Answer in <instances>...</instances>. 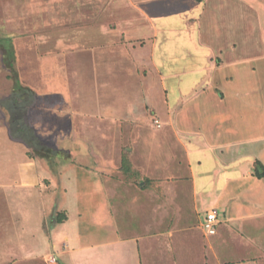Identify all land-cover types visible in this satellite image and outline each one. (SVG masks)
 <instances>
[{
	"label": "rangeland",
	"instance_id": "374dc122",
	"mask_svg": "<svg viewBox=\"0 0 264 264\" xmlns=\"http://www.w3.org/2000/svg\"><path fill=\"white\" fill-rule=\"evenodd\" d=\"M149 1L0 0V36H12L0 42L3 51V56L0 52V222L14 215L9 218L11 224L0 225V264H228L240 260L218 259L212 254L211 237L204 234L203 219L216 207L205 210L201 205L199 209L195 207L192 216H185L187 198L195 201V195L190 190L193 185L189 173L183 172L188 164L182 148L172 137L174 131H168V125L159 117L149 118L147 128L138 129L126 122L127 113L142 117L140 109L163 103L160 76L151 73V62L135 59L137 54L151 52L152 43L148 44L153 39L151 24L139 7ZM248 1L244 9L249 13H241L243 7L239 4L233 9L235 32L229 38L241 47H251V67L249 74L236 83L237 90L244 86L245 96L234 95L230 105L246 107L248 120L237 128L240 136L244 132L256 137L264 131V110L262 117L256 111L264 103V65L260 68L258 54L259 48L264 51V0ZM162 47L157 45L154 49L156 59ZM104 64L108 65L107 71ZM106 72L112 74L108 83L101 82L109 76ZM138 78L146 82L137 81ZM104 84H110L107 95L112 94L107 105ZM116 91L121 106L113 111L123 113V118L115 123L108 122L102 109L114 107ZM26 109V120L38 138L69 161L57 159L51 167L41 157L28 156L30 148L23 141L14 140L11 130L17 135L28 132V142L38 146L32 130L23 124ZM241 120L239 117L240 123ZM23 126L26 132L22 129L16 132ZM146 137L157 141V146L152 147L151 156L139 162L137 182L123 173L122 159L124 155L130 158L128 148ZM99 156L103 157V170L94 165ZM209 164L210 160L205 159L202 167ZM38 170L41 180L50 175L49 171L59 178V186L49 188V192L53 195L55 190L57 207L61 205L70 212L69 220L61 223L55 220L64 212L56 207L54 216L46 217L48 227L56 222L52 229L56 253L65 252L59 257L55 254V261L51 260L53 256L49 257L51 253L40 256L41 251H53L42 246L43 240L50 239L48 233L38 234L36 228ZM100 172L111 177L122 172L119 197H123L115 200L114 194L111 202H104L118 210V219L106 216V211L100 208L103 197L95 186ZM117 176L114 177L119 179ZM197 176L200 184L205 183L203 176ZM67 179L70 188L66 190ZM145 179H151L149 187L164 198L162 201L141 187L139 182ZM32 180L36 185L27 189L26 183ZM46 182L49 186L50 181L44 180L43 184ZM182 188L190 193L181 192ZM151 196L155 197V205ZM127 197L138 200L135 212L133 207L124 210ZM43 202L48 206L52 202L50 196L43 197ZM124 230L128 234L124 237L135 238L133 242L105 243L119 238ZM129 230L134 233L129 234ZM66 235L71 242H67ZM75 245L84 248L74 250ZM245 253L249 264H264V255L254 243L246 244ZM34 255L38 258H32Z\"/></svg>",
	"mask_w": 264,
	"mask_h": 264
},
{
	"label": "crops",
	"instance_id": "0c3cea01",
	"mask_svg": "<svg viewBox=\"0 0 264 264\" xmlns=\"http://www.w3.org/2000/svg\"><path fill=\"white\" fill-rule=\"evenodd\" d=\"M238 4L243 7L241 13H249L244 9L246 0H151L139 6L143 9L147 20L150 21L153 39L148 42V44L152 43L151 52L137 54L135 59L136 61L151 62L153 66L151 73L155 75L154 72H156L160 76L163 103L146 105L143 107L144 114L140 109L142 117L132 112L131 114L127 113L125 118H127L126 122H130L133 127L136 126L139 129L147 128L148 121L151 120L149 118L152 116L159 117L166 126L168 125L169 129L166 127V131L167 129L174 131L172 137L176 139V144L182 148L181 151L184 152V158L188 164V168L183 172L189 173L193 185L190 190L195 195V201L187 198L188 205L185 208V216L186 214L192 216L195 207L199 209L201 205L205 210L216 207L219 210L220 220L217 232L207 234L203 229L204 234L211 237L212 254L218 259H240L232 260L228 264H249L250 262L245 260L247 258L246 244L254 243L259 247L260 253L264 255V177L259 178L254 173L256 160H260L264 164V131L256 137L244 132L240 136L237 128L243 126L248 120L247 111L244 112L246 107L234 108L230 105L233 98L238 96L237 94H240L239 97L245 96L244 86L237 90L236 83L249 74V67H251L249 59L252 56L249 45L241 47L239 42L236 44L235 40L229 38V35L232 37V33L235 32L233 9L236 10ZM157 45L163 47L156 59L154 49ZM139 49H145V47L139 46ZM260 49H258V54L261 68V65H264V51L261 52ZM214 55L216 56L214 57ZM107 66H104L105 71H107ZM106 73L109 76L103 74L101 79L105 77L102 81L100 80L101 82L108 83L111 78L112 74ZM139 76L143 77L140 74ZM139 80L142 83L146 82L144 78H138L137 81ZM109 87L110 84L103 85L104 104L106 105L107 99L109 101L112 99L111 93V96L107 95ZM229 89L234 92L230 93ZM113 95L114 107L102 109V114H107L108 122H122L123 113L117 114L116 111H113L121 106L120 100H117L120 94L116 91ZM250 108L248 109L250 110ZM263 110L264 103L261 102L256 111L261 116ZM239 117L242 119L241 123ZM156 142L150 137L141 138L128 148L132 157H130V161L136 168L140 166L139 162H143L151 156L152 147L157 146ZM97 158L94 160V165L97 169L102 168L101 170H103V157ZM205 159L210 160V166L203 168L202 164ZM65 161H69V159L63 160V162ZM194 163L197 164L196 167ZM199 166L202 168H198ZM52 172L49 171L50 175L47 174L46 179L43 177L41 180L38 170L37 192L40 194L38 195V213L36 214L38 227L36 228H39L38 234L48 233L47 236L50 239L43 240L42 246L46 249L50 247L53 251L50 252L49 249L45 253L41 251V257L46 253H51L49 255L51 257L58 252L52 235V229L58 220L56 219L51 227H48L47 221L48 217L54 216V208L64 212L61 214L66 216L64 221H68L70 216L68 209L61 205L57 207L55 190L54 194L50 195L49 188L55 189L54 186H59L60 183L59 178ZM89 172L94 173L92 170ZM101 174L103 172L98 175L99 178L95 185L103 197L100 208L106 211V216L116 218L118 210L104 202H111L114 194L117 195L115 200L123 197H119L121 196L120 188L123 186L122 172H118V176L114 175L119 179L113 175L111 177L107 172L104 173V175L107 174L106 176ZM197 174L203 176L205 183H199ZM139 175L140 173L137 172L136 178H139ZM44 180L50 181L49 186H46L47 182L45 185L43 184ZM34 181L26 183L29 185L27 189L36 185ZM219 183L222 185L220 186ZM140 184L143 187L145 181H140ZM68 185L67 179L66 190L70 188ZM20 186L26 188L24 184ZM63 189L65 188L63 187ZM145 190L156 194L159 202L164 199L158 196L153 187H147ZM181 192L190 193L187 188H182ZM47 196H50L52 202L45 206L43 197L46 199ZM154 198L151 196V201L155 205ZM174 200L177 204H182L180 200ZM137 201V199L132 201L129 198L124 203V210H131L133 207L132 212H135L138 209ZM122 204L123 201L120 206ZM12 216L14 215L11 214L10 217ZM18 217L22 219L23 216ZM9 218L3 223L0 222V225L11 224ZM125 222L130 225L129 222ZM116 230L119 231V228L116 227ZM128 232L129 234L134 233L133 230ZM124 234L128 235L127 230H124L119 238L106 240L105 243L113 244L118 240L133 242L135 239L133 237L125 238ZM65 239L67 242H71L68 235L65 236ZM49 241H51V246ZM77 248L82 249L84 246H73L74 250H78ZM60 253L61 255L65 254L64 251H59ZM32 258H38V256L34 255Z\"/></svg>",
	"mask_w": 264,
	"mask_h": 264
},
{
	"label": "trees",
	"instance_id": "16d2710c",
	"mask_svg": "<svg viewBox=\"0 0 264 264\" xmlns=\"http://www.w3.org/2000/svg\"><path fill=\"white\" fill-rule=\"evenodd\" d=\"M10 39H12V36H10L8 34H3V35L0 36V42L6 41V40H10ZM0 52H1L2 56H3V51H2V48L1 47H0ZM3 61H4V64L6 65L7 62L5 61L4 58H3ZM12 64L13 63L11 62V65L9 67H12ZM9 67H7V68H9ZM27 108L29 109V106H27ZM27 114H28V111L26 109V111L24 112V115H23V117H24L23 124L24 125H27L28 128H30L32 130L33 136H34L35 140L37 141L38 146L37 145L32 146V144H30L28 142V139L26 138L27 135H28V132L25 135L24 134L23 135H21V134L20 135H17L16 133L14 134V132H12V130H11V134H12V137L14 138V140L23 141L24 144L26 146H28V148H30L29 151H28V153H27L28 156H30L31 158L41 157L42 159H45L51 167L53 166L54 162L57 159H59L61 161L67 160V158L65 159V157L62 156V154L60 153L59 150H57L55 148H51L48 145H45L38 138V136L36 134V131L34 130L33 127H31L28 124V122L26 120V115ZM16 128H18V127H16ZM20 129H22L21 130L22 132H26V131H24L25 130V126H23L21 128H18L16 130V132H20ZM121 169H122L123 173L126 175V177L128 179H133L134 181H137L138 182V178H136V173L137 172L140 173V171L137 168H135V166L132 164V162L130 161L129 155H128V157L125 156V155L123 156ZM254 173L259 178L264 177V164L260 160H256L255 163H254ZM150 182H151V179H145V185L146 186L144 185L143 187L144 188L149 187V183ZM139 184H140V182H139ZM61 214L62 213H59L58 214V218H57V220H58L59 223L63 222L64 219H65V217H66L65 215H61ZM206 216H207V214H206ZM206 216L204 218V221L206 219Z\"/></svg>",
	"mask_w": 264,
	"mask_h": 264
},
{
	"label": "built area",
	"instance_id": "2783aa9c",
	"mask_svg": "<svg viewBox=\"0 0 264 264\" xmlns=\"http://www.w3.org/2000/svg\"><path fill=\"white\" fill-rule=\"evenodd\" d=\"M156 122L159 123L157 120ZM219 220V213L217 209H213L211 212H209L206 216V219L203 223V227L206 230L208 234H215L217 232V227ZM51 260L55 261V256L51 257Z\"/></svg>",
	"mask_w": 264,
	"mask_h": 264
}]
</instances>
